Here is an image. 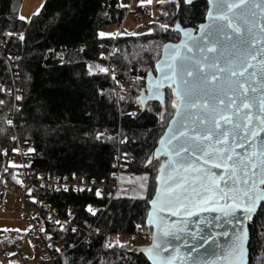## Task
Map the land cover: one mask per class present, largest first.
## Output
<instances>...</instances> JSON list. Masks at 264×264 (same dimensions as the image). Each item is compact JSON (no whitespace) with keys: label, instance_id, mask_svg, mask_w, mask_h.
<instances>
[{"label":"trees","instance_id":"1","mask_svg":"<svg viewBox=\"0 0 264 264\" xmlns=\"http://www.w3.org/2000/svg\"><path fill=\"white\" fill-rule=\"evenodd\" d=\"M23 1L0 0V43L15 57L12 69L0 58V178L18 186V173L8 166L16 145L5 123L14 102L4 94L15 79L22 93L17 129L32 149L34 174L78 176L96 184L78 193L35 186L33 200L50 203L83 228L96 225V234L83 241L81 231L44 223L38 214L56 264H150L133 252L132 242L139 231L152 234L146 219L162 158L150 159L175 108L171 89L165 107L150 102L143 110L138 97L163 45L180 39L173 27L197 28L208 3L159 4L150 32L114 36L107 34L109 27L122 25L129 12L122 0H46L28 24L20 19ZM136 9L152 19L150 6ZM105 131L112 136L108 142ZM120 151L128 187L119 189L103 214L87 213L89 203H108L97 193L115 172ZM249 231V264H264V204Z\"/></svg>","mask_w":264,"mask_h":264},{"label":"water","instance_id":"2","mask_svg":"<svg viewBox=\"0 0 264 264\" xmlns=\"http://www.w3.org/2000/svg\"><path fill=\"white\" fill-rule=\"evenodd\" d=\"M197 1L199 0H193V3ZM205 1L208 3V0ZM253 2L264 6V0H253ZM211 7L208 3L207 13L211 10ZM253 12L255 15H253ZM247 16L253 25H264V15L261 14L259 8L251 9L247 12ZM209 22L206 14L204 22L199 24L197 28H184L180 24L173 27V30L180 34V39L176 42H167L163 45L161 57L155 65V72H149L146 87L138 97L143 110H145L147 104L150 102H158L161 106L165 107L167 90L169 89L172 90L173 101L176 99L173 89L176 88L177 84H180L181 87L183 85L179 76L175 82L166 78V74H171L169 64L173 63L174 54L176 53L179 54V57L187 56L201 59L203 54L193 47V40L189 39L186 34L191 33L193 38L198 39L202 35L201 26L207 25ZM225 31L229 35H232L230 29H225ZM244 39L252 41L255 47L249 48L247 44L242 45L240 38L235 36L230 41L221 40V43L217 47L223 51L224 55L219 57V61L221 66H224L226 56L235 55L238 51L243 50L257 55V59L255 60H252L250 57L248 58L250 63L256 65L255 68L249 69V74L252 72L256 73L249 81L251 86L256 90L254 92L249 91L248 94L252 98L253 107L250 110L244 111H248L252 116L253 124H258L260 119H264V111H262L261 105V101L264 100V64L261 63V60L264 59V33L260 32L259 27H254L251 34H245ZM185 43L189 47H193L191 53L187 52L183 47ZM207 55H209L210 60L216 58L215 54ZM210 60L204 61V63L208 64ZM176 63L179 64L178 58L176 59ZM185 64L189 67L194 66L191 63V59L185 61ZM205 70L209 74L214 71L210 68H206ZM221 75L225 79L227 78V73ZM227 90L226 87L225 91ZM236 95L239 96V93ZM224 98L227 103V96ZM240 102L241 100L238 98L236 100L237 107ZM198 114L203 115L198 109H189L178 114V110L175 108L172 118L159 139L158 145L150 159L152 161L153 159L162 158L157 175L155 193L149 201V211L146 219V225L151 229L152 235L148 244L135 246L133 252L143 255L150 264H193V260H195V264H249V223L259 212L262 204H264V199L256 200L255 209L251 213L242 210L244 207L250 206L246 198L243 203L238 201L240 207L236 209L234 215L230 216H224L222 212H200L198 208L193 209V212H199L198 216L172 215V210L168 206L169 196L166 194L167 189L168 187H175L174 181L169 180V176L173 177L175 181L187 184L189 191H191L193 185H195L198 191H202V184L207 185L212 180H215L217 181L218 188H222L225 191L248 188L251 190L253 196L260 197L264 195V184L259 183L261 169L264 168V164L261 163L264 161V155H261V153H264V132L256 136L251 144L242 138L239 130L228 137L229 143L227 147L233 153V160L243 159L245 164L251 162V165H255L256 167L254 176L251 172L249 173L252 179L248 185H243L239 182L234 185L223 166H213L219 163L218 160L214 158L208 159L207 157L197 159V157L201 156L200 152H196L195 154L191 152L182 153L180 156L176 155V149L181 143L185 142L183 137L177 139L182 131L188 132L189 136H191L193 135L191 129L194 126L197 127L199 133H202L206 127L211 126L210 124L198 125L195 122V117ZM240 115H243V112ZM234 120L239 122L240 117L236 116ZM214 142L215 137H213ZM241 144H244V147H240ZM217 147L225 146L217 145ZM205 159H208L207 163H205ZM229 166H232L231 162H229ZM185 168H188V171H185ZM253 181H255L254 188ZM221 205H223V201H221ZM225 210L229 211V209ZM217 217L219 218L216 219ZM203 220L211 221L213 226L211 228L206 227L204 224H201ZM181 229L184 230L182 231ZM201 229L204 236H208L210 232L214 233L215 240L209 244H204L203 240H193L189 233H197L199 235ZM241 238H243L242 244ZM189 245L199 247V251L193 253Z\"/></svg>","mask_w":264,"mask_h":264},{"label":"snow or ice","instance_id":"3","mask_svg":"<svg viewBox=\"0 0 264 264\" xmlns=\"http://www.w3.org/2000/svg\"><path fill=\"white\" fill-rule=\"evenodd\" d=\"M186 3L192 4L193 0H186ZM208 3L212 6L207 13L210 22L201 26V37L196 39L191 36V33L186 34L189 39L193 40V47L203 54L201 59L187 56L179 57L178 53L174 54L173 63L169 64L171 74H166V78L175 82L178 76L181 77L183 87L177 84L176 88L173 89L176 99L172 102V107L177 108L178 114L189 109H198L203 115L198 114L195 117V122L198 125L210 124L211 126L206 127L202 133H199L197 127L194 126L191 129L193 132L191 136L188 132L182 131L177 139L183 137L185 142L181 143L176 149V155L200 152L201 156L197 159L207 157L208 159L218 160L219 163L213 166H223L234 185L237 182L248 185L252 179L249 173L255 175V165H251V162L245 164L243 159L233 160V153L229 151L227 145L229 143L228 137L236 133L237 130L249 144L255 140L256 136L264 132V119H260L258 124H253L252 116L248 111H244L253 107L252 98L248 94L249 91L254 92L256 90L249 83L250 78L256 74L255 72L249 74V69L255 68L256 65L250 63L248 58L255 60L257 55L246 50L238 51L235 55L226 56V63L221 66L219 57L223 56L224 53L217 45L221 43V40L230 41L235 36L240 38L242 45L247 44L249 48L255 47L252 41L244 39L245 34H251L254 27H259L260 32L264 33V25H253L247 16V12L259 8L261 14L264 15V6L254 3L253 0H208ZM253 15H255L254 12ZM20 19L25 18L20 17ZM225 29H230L232 35H229ZM100 35L105 34L101 33ZM183 47L189 53L193 51V47H189L187 43ZM207 54H215L216 58L210 60ZM177 58L179 64L176 63ZM189 59H191L193 67L185 64V61ZM209 60L210 63H204V61ZM261 63L264 64V59L261 60ZM206 68L214 71L209 74L205 70ZM223 73H227L226 79L221 75ZM226 87L227 91H225ZM237 93H239V96L236 95ZM225 96H227V103L225 102ZM238 98L241 102L237 107L236 100ZM261 105L262 111H264V100L261 101ZM241 112H243V115H240ZM236 116L240 117L239 122L234 120ZM213 137H215L214 143ZM217 145H224L225 147H217ZM240 147H244V144H241ZM261 155H264V153H261ZM208 159H205V163L208 162ZM229 162H231V167ZM261 163L264 164V161ZM185 171H188V168H185ZM169 180H173L175 183V187H168L166 192L169 196L168 206L172 210V215L198 216L199 212H193L194 208H198L200 212H222L224 216H230L235 214L236 209L240 207V203H243L245 198L250 206L244 207L242 210L251 213L255 209L256 200L264 199V195L260 197L253 196L248 188L225 191L218 188L215 180L207 185L202 184V191H198L195 185L189 191L187 184L175 181L171 176H169ZM259 183L264 184V168L261 169ZM254 186L255 181H253V188ZM221 201H223V205H221ZM225 209H229V211ZM201 224L208 228L213 226L211 221L208 220L201 221ZM189 235L193 240H203L204 244L212 243L216 238L215 234L211 232L208 236H204L202 229L199 235L197 233H189ZM242 243L243 238H241ZM189 247H191L193 253L199 251V247L192 245H189ZM193 264H195V260H193Z\"/></svg>","mask_w":264,"mask_h":264},{"label":"built area","instance_id":"4","mask_svg":"<svg viewBox=\"0 0 264 264\" xmlns=\"http://www.w3.org/2000/svg\"><path fill=\"white\" fill-rule=\"evenodd\" d=\"M0 58L9 64L11 69L15 61L14 56L6 54L5 46L0 43ZM4 94L13 99L14 105L12 110L5 118V123L13 131L12 142L16 145L13 154L10 157L8 166H12L18 173V186H10V183L0 178V211L4 210L7 201L17 199L18 206L22 216L28 222V232L25 239L31 245L38 247L40 257L30 258L26 251L21 248L19 241H15L14 234L8 236L0 233V259L7 257L12 261L11 264H56V255L53 253L51 246L48 244L50 234L45 233L44 228L38 224V214L42 213L44 223L59 226L60 228L71 227L73 232L81 231L84 234L83 241L88 240L96 234V225L91 228H83L71 220V216L65 217L60 214L59 210L53 208L50 203L33 200L34 188L40 185L42 188H48L54 191H72L75 193L82 191H92L96 188L94 181H88L78 176H46L44 174H34L32 168V149L21 139L17 129V114L21 109L20 101L22 99L21 89L16 80L4 88ZM105 142L111 140L109 132L102 133ZM123 154L120 151L116 157L115 172L112 177L105 181L99 187V198L107 197L108 203L99 204L96 202L89 203L86 211L89 214H103L111 200L119 191V180L121 173L124 171ZM151 237V234L137 232L133 238ZM16 260V261H13Z\"/></svg>","mask_w":264,"mask_h":264},{"label":"rangeland","instance_id":"5","mask_svg":"<svg viewBox=\"0 0 264 264\" xmlns=\"http://www.w3.org/2000/svg\"><path fill=\"white\" fill-rule=\"evenodd\" d=\"M173 1V0H122V4L128 6V14L123 22L122 25H112L109 27L107 34L119 36L124 34H141V33H148L151 31V25L155 22V18L157 16V10L159 4ZM46 0H24L20 10V17H24L25 19H21L25 24H28L31 19L39 14L43 5L45 4ZM138 6H150L152 10V19H149L147 15H140L137 12ZM9 66V64L7 63ZM10 67V66H9ZM11 69V67H10ZM95 73L101 74L103 70L95 68ZM102 135V134H101ZM124 176V174H123ZM119 183V189L127 188L128 185L122 183V178ZM19 182V181H18ZM124 185V186H123ZM28 222L22 216L21 210L18 206V200L13 199L7 201L4 210L0 211V233L5 234L8 236L10 233L16 234L15 241L21 243V248L26 251L29 255H34V251L32 252V247L35 245H31L30 243L27 245L25 244V235L28 232ZM152 235V234H151ZM17 236L19 239H17ZM149 238V237H148ZM151 239V237H150ZM121 241H127L126 237L120 236ZM132 244L134 246H141L146 245V240L144 238H136L133 239ZM37 247V246H36ZM38 248V247H37ZM40 254V253H39ZM16 261V260H13ZM12 261L9 260L7 257H3L0 259V264H11Z\"/></svg>","mask_w":264,"mask_h":264},{"label":"crops","instance_id":"6","mask_svg":"<svg viewBox=\"0 0 264 264\" xmlns=\"http://www.w3.org/2000/svg\"><path fill=\"white\" fill-rule=\"evenodd\" d=\"M7 233V232H6ZM5 233V234H6ZM27 233V232H26ZM16 234H14V236H15ZM26 240V239H25ZM27 243H28V241L26 240L25 241V244L27 245ZM21 244V243H20ZM29 244V243H28ZM35 252L34 253V255L32 256V255H29L28 253H26L27 254V256H29L30 258H33V257H40V254H39V250H38V248L36 247V246H33L32 247V252Z\"/></svg>","mask_w":264,"mask_h":264},{"label":"flooded vegetation","instance_id":"7","mask_svg":"<svg viewBox=\"0 0 264 264\" xmlns=\"http://www.w3.org/2000/svg\"><path fill=\"white\" fill-rule=\"evenodd\" d=\"M149 104V103H148Z\"/></svg>","mask_w":264,"mask_h":264}]
</instances>
